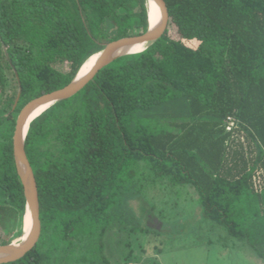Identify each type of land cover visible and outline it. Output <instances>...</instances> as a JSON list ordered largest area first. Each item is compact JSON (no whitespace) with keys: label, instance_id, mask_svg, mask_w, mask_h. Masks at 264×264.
<instances>
[{"label":"trees","instance_id":"trees-1","mask_svg":"<svg viewBox=\"0 0 264 264\" xmlns=\"http://www.w3.org/2000/svg\"><path fill=\"white\" fill-rule=\"evenodd\" d=\"M165 2L160 38L30 122L41 234L2 264H112V241L119 264H149L143 241L160 221L145 225L130 201L185 184L205 218L264 258V0ZM147 27V0H0V244L23 231L12 147L20 109L69 83L105 43Z\"/></svg>","mask_w":264,"mask_h":264},{"label":"rangeland","instance_id":"rangeland-1","mask_svg":"<svg viewBox=\"0 0 264 264\" xmlns=\"http://www.w3.org/2000/svg\"><path fill=\"white\" fill-rule=\"evenodd\" d=\"M57 68L67 71L68 64L63 62ZM5 72L10 84L11 73ZM163 189L157 185L147 190L144 197L141 195L130 201L145 225L152 219L155 225L160 221L158 231L149 233L143 241L144 254L151 258L149 264H264V258L258 256L248 243L229 235L221 225H215L202 215L198 193L192 185ZM158 210L163 211V217H158ZM20 239L18 236L13 241ZM132 243L138 245L142 241L134 239ZM261 248L264 251V245ZM122 251V246L112 241L105 253L112 264H119Z\"/></svg>","mask_w":264,"mask_h":264},{"label":"water","instance_id":"water-1","mask_svg":"<svg viewBox=\"0 0 264 264\" xmlns=\"http://www.w3.org/2000/svg\"><path fill=\"white\" fill-rule=\"evenodd\" d=\"M147 1H152L158 8V16H156V13L152 11L151 6H148L147 3L148 27L143 33L120 37L105 43L102 49L96 52L99 55L85 74L79 76V70L86 60L79 67L77 73L69 83L61 88L43 93L37 97L32 98L26 104H24V106L18 112L12 135V147L16 171L23 186L26 210L23 220V231L20 235L21 239L18 242L12 240L11 242L6 244H0V264L12 262L23 257L36 245L41 234L37 183L33 173V169L25 151V138L29 128V124L36 117L34 116L33 118L29 119L31 113L38 106L48 104V108L50 105L54 104L57 101L64 100L73 96L79 90H81L90 80H92L95 74L101 68L113 62L120 56L144 50L147 46L160 38V36L165 32L169 20V13L166 2L165 0ZM155 16V22L152 23V18ZM136 43H144L147 46L139 51L129 52V48ZM20 94L21 88L19 87L14 104L12 106V110L16 107L20 98ZM27 215L29 216L30 224L27 233L24 235Z\"/></svg>","mask_w":264,"mask_h":264},{"label":"bare ground","instance_id":"bare-ground-1","mask_svg":"<svg viewBox=\"0 0 264 264\" xmlns=\"http://www.w3.org/2000/svg\"><path fill=\"white\" fill-rule=\"evenodd\" d=\"M148 6H151L152 11H154L156 13V16H158V8L154 5V3L152 1H147ZM155 17L152 18V23L155 22ZM145 46H147L144 43H136L133 44L130 48H129V52H135V51H139L141 49H143ZM98 53H95L93 55H91L89 58L86 59V61L84 62V64L81 66L80 70H79V76L85 74L87 72V70L92 66V64L95 62V60L98 57ZM48 104H44L41 106H38L30 115L29 119L33 118L34 116H37L38 114H40L42 111H45V109H47ZM29 224H30V219L29 216H26V223H25V232L24 235L27 233V230L29 228Z\"/></svg>","mask_w":264,"mask_h":264}]
</instances>
